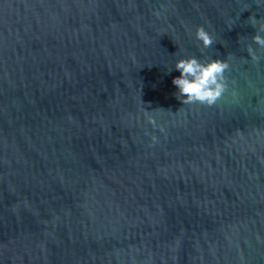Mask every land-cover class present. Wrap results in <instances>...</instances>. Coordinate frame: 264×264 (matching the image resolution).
I'll use <instances>...</instances> for the list:
<instances>
[{"label": "water", "instance_id": "water-1", "mask_svg": "<svg viewBox=\"0 0 264 264\" xmlns=\"http://www.w3.org/2000/svg\"><path fill=\"white\" fill-rule=\"evenodd\" d=\"M262 26L264 0H0V264H264ZM192 56L228 63L211 106L172 83Z\"/></svg>", "mask_w": 264, "mask_h": 264}, {"label": "clouds", "instance_id": "clouds-1", "mask_svg": "<svg viewBox=\"0 0 264 264\" xmlns=\"http://www.w3.org/2000/svg\"><path fill=\"white\" fill-rule=\"evenodd\" d=\"M253 23H255L254 18ZM261 30H264V26ZM196 38L202 42L204 47L212 43L211 35L203 26L197 27ZM253 39L257 44L264 45V36L257 34L253 36ZM249 51L251 52V49ZM253 59L257 60L258 57L253 54ZM228 67L227 61L222 60L201 63L194 56L181 58L175 63L179 75L173 77L172 83L178 88L184 102H199L211 106L227 88L223 73Z\"/></svg>", "mask_w": 264, "mask_h": 264}]
</instances>
